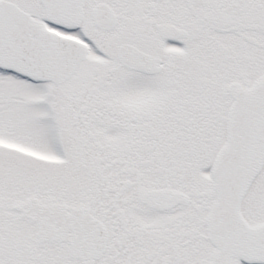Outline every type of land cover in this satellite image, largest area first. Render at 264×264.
<instances>
[{
    "label": "snow or ice",
    "instance_id": "snow-or-ice-1",
    "mask_svg": "<svg viewBox=\"0 0 264 264\" xmlns=\"http://www.w3.org/2000/svg\"><path fill=\"white\" fill-rule=\"evenodd\" d=\"M0 264H264V0H0Z\"/></svg>",
    "mask_w": 264,
    "mask_h": 264
}]
</instances>
